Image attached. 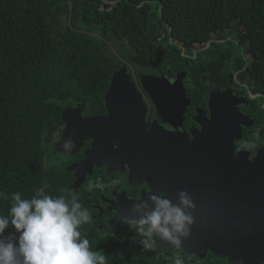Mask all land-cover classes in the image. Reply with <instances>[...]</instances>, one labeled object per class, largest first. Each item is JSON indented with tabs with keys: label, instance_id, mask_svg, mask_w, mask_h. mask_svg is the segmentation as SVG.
Listing matches in <instances>:
<instances>
[{
	"label": "trees",
	"instance_id": "trees-1",
	"mask_svg": "<svg viewBox=\"0 0 264 264\" xmlns=\"http://www.w3.org/2000/svg\"><path fill=\"white\" fill-rule=\"evenodd\" d=\"M159 37L166 73L186 72V95L193 101L201 105L209 91L225 88L257 95L241 106L254 120L243 136L259 128L264 140V0H0V192L24 198L38 190L69 199L76 194L92 216L82 235L108 264H174L177 256L184 264H228L210 254L192 258L181 249L144 250L129 224L110 228L106 218L95 217L110 187H91L98 178H115L95 170L73 190L66 168L77 156L49 144L63 108L79 103L84 116L104 114L109 79L125 66L110 46L125 62L133 60L127 63L137 74L142 62L133 57L148 54ZM10 206V199H0V215Z\"/></svg>",
	"mask_w": 264,
	"mask_h": 264
},
{
	"label": "water",
	"instance_id": "water-1",
	"mask_svg": "<svg viewBox=\"0 0 264 264\" xmlns=\"http://www.w3.org/2000/svg\"><path fill=\"white\" fill-rule=\"evenodd\" d=\"M110 49L125 66L109 79L103 96L105 115L84 116L79 103L60 113L62 131L55 150L72 156L90 140L83 159L66 168L74 177L71 188L78 189L100 167L107 176L127 170L131 188L143 183L137 198L113 192L111 200H103L104 211L97 209V219L112 214L107 225L115 230L128 225L124 221L132 218L134 204L148 194L164 193L175 204L184 192L192 205L187 210L193 221L189 236L180 248L159 239L157 248L181 249L199 260L210 254L228 264H264V149L252 156L235 152L243 130L254 126L239 108L249 97L236 96L231 89L210 91L207 112H195L198 129L191 128L187 136L177 130L190 105L183 84L186 72L177 73L172 81L145 76L138 83L133 68ZM152 107L171 130L146 120ZM69 138L76 147L65 153L62 145Z\"/></svg>",
	"mask_w": 264,
	"mask_h": 264
},
{
	"label": "clouds",
	"instance_id": "clouds-1",
	"mask_svg": "<svg viewBox=\"0 0 264 264\" xmlns=\"http://www.w3.org/2000/svg\"><path fill=\"white\" fill-rule=\"evenodd\" d=\"M75 147L69 138L64 140L62 151L71 153ZM0 199L11 201L8 214L0 215V264H108L106 255L93 250L82 235L81 227L92 216L76 194L69 199L38 190L24 198L20 192L10 197L0 192ZM191 206L184 192L175 204L164 193H150L146 200L134 204L132 218L124 222L135 229L144 250L155 248L158 239L180 248L193 223L187 211ZM10 227L14 232L5 235ZM174 264L184 261L177 256Z\"/></svg>",
	"mask_w": 264,
	"mask_h": 264
},
{
	"label": "flooded vegetation",
	"instance_id": "flooded-vegetation-1",
	"mask_svg": "<svg viewBox=\"0 0 264 264\" xmlns=\"http://www.w3.org/2000/svg\"><path fill=\"white\" fill-rule=\"evenodd\" d=\"M163 44H164L163 39L161 37H159V38L155 39V41H154L155 47H153V46L151 47L150 46L148 48L149 49L148 50V54H146V55H144V54L143 55L136 54L133 57V59L135 61L138 60V62H140V63L142 62L141 63V65H142L141 72L137 73L138 75L135 74L138 83L140 82L141 78L145 77V76H151V77H155V78L165 77V78H167V79H169L171 81L176 76L177 73L175 74L174 77H171L165 71L166 70L165 69V62H164L165 61V52L160 49L161 46H163ZM157 54H158V60H156V55ZM127 62H133V60L130 59V58H127ZM153 63H155L156 66H153ZM184 82H185V79L183 81V84H184V87H185V83ZM229 89H231L233 91L234 95L239 96V97H245L236 88H225V89L216 90V91H224V90H229ZM208 93H207V95H206V97L204 99V102L201 105L199 104V101H197L198 98L194 99V101H193L190 97H187V95H186V97L190 100V105L186 107L185 113L183 114V120L181 122V127H179L177 130H179L181 132H184V133L187 134V136H189L190 135L189 130L191 128L198 129V125L195 124V122H194V117L196 116L195 112L197 110L200 113H202V111L207 112V108L206 107H207ZM199 94L200 93H198V95ZM255 97H257V95H255ZM255 97H253L252 99H254ZM249 100H251L250 97H249ZM242 106H247V105H242ZM239 108H240V111H241V106ZM200 110H202V111H200ZM242 113L246 114L244 112H242ZM102 115H105V112ZM148 118H149L150 122L155 121L157 124L163 126L164 129L171 130V127L169 125L163 124L161 122L158 113L155 111V109L153 107L151 108L150 113H149V110L146 113V120ZM53 127H54V132L51 134V136L49 138L50 139V143L49 144L53 145V147H54L55 143L60 139V134H61V131H62L61 130L62 129L61 122L53 125ZM89 146H90V140H88V142L87 141L84 142L82 147H81V149H80V151L78 153L72 155V157L77 156V159L72 161L69 165L81 161L83 159V157H84V155H83L84 151H86L89 148ZM67 156H69V155H67ZM96 170H102L103 172H105V168L104 167H100L99 169H96ZM94 172H95V169L92 172V176H93ZM110 176H113L115 178L114 180L116 181V184L108 189V194H106L105 196H101L100 197L101 198V202H102V206L96 205L95 206L96 210L97 209H101L102 211H104V209L106 208V204H105V202L103 200H111L112 199L111 194L113 192H117V191L121 192V191L125 190V189L122 190V187L125 186L124 185V181L126 183L127 170H124V172H121V173H113ZM126 185H127L128 189L133 190L136 193V195L134 197H130V198H137L139 192L142 189H144V184L143 183L138 185V186H136V187H134V188H131L127 183H126ZM125 192H126V190H125ZM97 213H98V210H97ZM111 216H112V214H110L109 216L104 217V218L107 219V223H108V220H109V218Z\"/></svg>",
	"mask_w": 264,
	"mask_h": 264
},
{
	"label": "built area",
	"instance_id": "built-area-1",
	"mask_svg": "<svg viewBox=\"0 0 264 264\" xmlns=\"http://www.w3.org/2000/svg\"><path fill=\"white\" fill-rule=\"evenodd\" d=\"M251 97V96H250ZM252 98V97H251ZM258 148L264 149V140L260 138V129L255 128L249 135V137L243 138L237 142H235V152H249L252 155H254L255 151ZM116 184L115 180L112 181H102L100 178L97 179V182L94 184L93 189L97 190H103L106 187H112ZM164 260L168 262L169 260H172V256H164ZM168 264V263H166Z\"/></svg>",
	"mask_w": 264,
	"mask_h": 264
},
{
	"label": "bare ground",
	"instance_id": "bare-ground-1",
	"mask_svg": "<svg viewBox=\"0 0 264 264\" xmlns=\"http://www.w3.org/2000/svg\"><path fill=\"white\" fill-rule=\"evenodd\" d=\"M62 130V129H61ZM88 142V141H87ZM96 170V169H95ZM126 184V183H125ZM125 191V190H124ZM118 192V191H117Z\"/></svg>",
	"mask_w": 264,
	"mask_h": 264
},
{
	"label": "rangeland",
	"instance_id": "rangeland-1",
	"mask_svg": "<svg viewBox=\"0 0 264 264\" xmlns=\"http://www.w3.org/2000/svg\"><path fill=\"white\" fill-rule=\"evenodd\" d=\"M257 98V97H256ZM64 158H62V160H63Z\"/></svg>",
	"mask_w": 264,
	"mask_h": 264
}]
</instances>
